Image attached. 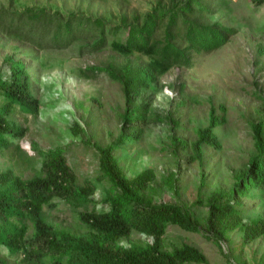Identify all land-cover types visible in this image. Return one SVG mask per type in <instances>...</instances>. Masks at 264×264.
<instances>
[{
	"label": "rangeland",
	"instance_id": "obj_1",
	"mask_svg": "<svg viewBox=\"0 0 264 264\" xmlns=\"http://www.w3.org/2000/svg\"><path fill=\"white\" fill-rule=\"evenodd\" d=\"M156 1L0 0V10L45 9L65 18L75 14L119 24L122 16L132 19L144 15ZM209 1L215 5V13L202 22L220 23L234 29V34L211 53L192 54L190 66L173 67L159 77L155 87L143 93L144 103L149 106L145 114L147 124L142 127L139 140L113 152L127 178L146 169L153 170L155 180L151 185L156 189L153 202L187 207L202 227L209 197L216 192H228L237 175L256 155L252 126L264 111V4L255 6L250 0ZM91 44V40H80L66 49L41 50L0 32L1 78L10 79L6 58L20 61L29 77L31 92L40 104L35 116H24L17 109L9 116L25 129V134L20 140L10 138L12 147L0 150V172L11 170L29 179L40 168L38 151L65 148L64 155L77 184L84 186L87 180L93 185L94 194L90 198L95 211L102 212L107 210L102 200L108 196L109 184L97 178L100 168L96 146L113 144L121 131L128 133L129 126L123 129L122 122L126 104L120 83L107 73L87 79L79 77L77 69L111 67L119 74L128 62L133 66L144 65L148 58L138 54L121 56L109 46L98 52L90 51L87 47ZM4 103L0 95V107ZM211 107L214 115L224 121L214 129L220 147L202 145L201 158H195L193 144L198 132L208 126ZM74 125L82 132L75 133ZM173 138L184 141L186 146L175 147ZM172 177L176 180L170 186L168 179ZM92 207L88 205L87 211ZM236 208L244 224L251 225L257 220L264 223V194L260 191L252 190ZM84 211L56 202L55 207H44L43 216L56 230L84 234L87 228L78 220V214ZM151 242L152 238L134 232L120 245ZM182 243L198 249L206 264H264V234L245 244L243 231L236 229L219 249L201 233L169 225L161 248L170 251ZM1 250L7 257V251ZM7 259L8 264H18L20 258Z\"/></svg>",
	"mask_w": 264,
	"mask_h": 264
},
{
	"label": "trees",
	"instance_id": "obj_2",
	"mask_svg": "<svg viewBox=\"0 0 264 264\" xmlns=\"http://www.w3.org/2000/svg\"><path fill=\"white\" fill-rule=\"evenodd\" d=\"M250 1L255 6L264 4V0ZM214 7L209 0H157L144 15L132 19L122 16L119 24L105 18L75 14L65 18L45 9L0 10L2 34L41 50H62L77 41L91 40L92 44L87 47L90 51L98 52L109 46L121 56L138 54L148 58L144 65L133 66L128 62L119 74L111 67L77 69L78 76L87 79L97 73H107L120 83L126 104L122 122L125 124L123 129L129 126L128 133L121 131L113 144L96 146L100 168L97 178L109 184L108 196L102 200L107 210L95 211L90 198L94 187L87 180L84 186L77 184L65 158V148L38 151L40 168L31 178L23 179L11 170L0 172V264H8L7 257L15 256L20 258L18 264H206L204 255L186 243L170 251L163 250L162 237L167 227L177 226L185 232L201 233L219 249L222 242L228 241V234L236 229L243 231L245 244L264 234L261 220L246 225L236 208L252 190L264 194V111L252 126L256 155L237 175L228 192H216L209 197L203 227L187 207L153 202L156 194L151 185L155 180L153 170L146 169L127 178L113 155L126 144L137 142L142 127L147 124L145 114L149 105L144 103L143 93L154 88L159 77L173 67L190 66L192 54L211 53L234 34V29L220 23L202 22L214 15ZM85 48L81 47V50ZM4 62L9 65L10 79H2L0 73V95L5 99L0 107V150L9 149L13 145L11 139L20 140L25 134V129L9 119L11 113L17 109L24 116H35L40 107L31 92L25 66L10 58ZM262 100L264 102V97ZM214 112L211 107L208 126L198 132V139L193 144L195 158H201L202 145L220 147L214 129L224 121ZM74 132L82 130L74 125ZM173 141L175 147L186 146L177 138ZM175 180L173 177L168 179L170 186ZM55 201L85 209L78 214V220L87 228L86 233L56 230L46 222L44 207H55ZM91 204L92 209L87 211ZM134 232L152 238V242L120 245V241L128 239ZM1 249L7 251V257Z\"/></svg>",
	"mask_w": 264,
	"mask_h": 264
}]
</instances>
